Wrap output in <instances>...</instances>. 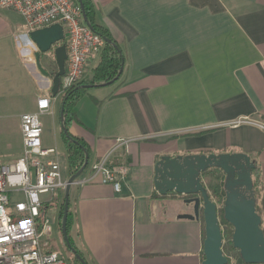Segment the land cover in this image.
I'll use <instances>...</instances> for the list:
<instances>
[{
	"label": "crops",
	"instance_id": "1",
	"mask_svg": "<svg viewBox=\"0 0 264 264\" xmlns=\"http://www.w3.org/2000/svg\"><path fill=\"white\" fill-rule=\"evenodd\" d=\"M92 2L96 22L122 48L124 69L112 91L92 94L82 105L81 97L75 106L80 122L69 132L86 141L90 154L70 190L72 239L87 264H203L204 218H183L193 212L185 196L156 190L155 165L163 155L245 152L256 160L264 196V128L234 123L264 124V0ZM2 11L0 38L17 35L19 57L0 52V128H17L22 136L21 115L37 111L41 93L52 95L51 81L25 47L33 48L26 20L23 29L9 19L16 11ZM34 76L36 91L26 81ZM33 99L32 108L25 102ZM15 143L5 142L0 163L22 155ZM105 160L128 167L120 191L110 183L80 182ZM63 176L69 179L70 169ZM56 230L63 237L59 222Z\"/></svg>",
	"mask_w": 264,
	"mask_h": 264
},
{
	"label": "built area",
	"instance_id": "2",
	"mask_svg": "<svg viewBox=\"0 0 264 264\" xmlns=\"http://www.w3.org/2000/svg\"><path fill=\"white\" fill-rule=\"evenodd\" d=\"M0 9L23 15L27 37L37 29L62 24L68 58L60 90L78 84L87 63L105 46V38L84 21L82 7L76 0H0ZM51 106L52 99L42 95L37 100V111L21 115L23 153L15 161L0 163V264H68L58 252L47 250L57 227L42 212L47 199L41 195L64 192L68 184L60 161L53 158L57 149L42 145L40 115L49 112ZM242 122L264 128L263 123L253 119L234 123ZM127 173V166L111 167L105 160L93 164L90 174L80 182L110 183L120 191ZM21 193L24 199H20ZM12 205L10 213L8 208ZM17 217L20 219L15 220Z\"/></svg>",
	"mask_w": 264,
	"mask_h": 264
},
{
	"label": "water",
	"instance_id": "3",
	"mask_svg": "<svg viewBox=\"0 0 264 264\" xmlns=\"http://www.w3.org/2000/svg\"><path fill=\"white\" fill-rule=\"evenodd\" d=\"M82 7L83 18L88 26L91 24L85 13L83 0H78ZM35 45V63L42 76L51 81V93L55 97L60 93L61 77L65 74L68 58L65 43V32L62 24L55 23L49 27L37 29L28 34ZM112 43L110 38H105ZM52 51L57 69L50 73L41 62L42 55ZM122 65L115 79L100 85H109L122 74ZM97 86L95 84L84 85ZM62 127L68 137H71L64 124V108L61 110ZM76 141V140H75ZM85 161L82 167L68 179L65 190V206L62 219V234L66 245L83 263L85 259L72 246L68 231L67 219L69 213L70 190L72 184L86 169L89 163V153L85 147ZM256 160L245 152L223 153H192L186 155H163L155 165V188L166 195L175 191L185 196L184 202L192 205L193 212L181 215L183 218L200 219L203 213L205 222V239L203 243V264H228L229 259L223 251V233L218 213V204L210 197V193L202 181V173L209 168L217 167L225 174L224 218L233 228L232 243L238 249L245 264H264V230L262 217L257 211V199L254 190L252 171Z\"/></svg>",
	"mask_w": 264,
	"mask_h": 264
},
{
	"label": "trees",
	"instance_id": "4",
	"mask_svg": "<svg viewBox=\"0 0 264 264\" xmlns=\"http://www.w3.org/2000/svg\"><path fill=\"white\" fill-rule=\"evenodd\" d=\"M78 1V0H76ZM85 13L88 17V20L91 24V28L98 34L102 35L104 38H110L112 43H105V46L99 51V62L95 67L92 68V78L89 80L86 71L84 72V76L81 81L74 85L73 87L61 90L63 96V108H64V124L66 125L68 131L69 127L74 122H80L77 112L75 110V106L77 101L83 97L87 91L88 87L84 86L87 84H95L100 85L104 82L111 81L116 78L119 74V71L124 65V54L121 46L116 41V39L112 36L109 29L104 26L98 24L95 19V6L92 0H83ZM122 75V74H121ZM120 75V77H121ZM120 77L114 81H118ZM204 131L196 132V135L203 134ZM71 137H68L64 130H62V137L67 146V155H68V164L70 169V175L76 173L84 164L85 161V149L90 154L89 146L86 141L78 136H74L69 132ZM76 140V141H75ZM89 163L86 168H88ZM254 175V190L257 199V211L262 217V228L264 230V196L262 194V187L260 184V177L257 171V166L252 171V176ZM226 174L225 172L217 167H212L207 169L202 173V181L207 187L210 197L221 206V214H219L220 222L223 229V236L227 235L231 239V248L233 247L232 236L234 232L233 226L227 222L224 218V201L226 198V193L224 189ZM171 194L176 195V192H170ZM178 196H181L177 194ZM56 204L61 206L60 211V221L59 227L61 230L62 227V219L64 215V206H65V194L62 191L58 192V195L55 198ZM48 207V204L43 205L42 212H45V208ZM201 217H203V213H201ZM74 217L71 209H69L68 219H67V231L70 242L72 246L76 249V251L86 260L84 253L75 245L72 236H71V228L73 225ZM205 223V222H204ZM70 249V248H69ZM71 251V249H70ZM72 252V251H71ZM73 258L70 260V264H83L72 252Z\"/></svg>",
	"mask_w": 264,
	"mask_h": 264
},
{
	"label": "rangeland",
	"instance_id": "5",
	"mask_svg": "<svg viewBox=\"0 0 264 264\" xmlns=\"http://www.w3.org/2000/svg\"><path fill=\"white\" fill-rule=\"evenodd\" d=\"M3 9H0V12ZM9 19L13 20L15 23H17L19 26L23 27L24 29V24H25V18L23 17V15H21L20 13L17 12H13L9 15ZM22 29V30H23ZM16 34V32H14ZM4 37L0 38V52L4 57H9L10 59L13 57H19V53L17 51V35H13V36H6L3 35ZM22 40V39H21ZM19 40V41H21ZM29 41L30 38H29ZM32 42V41H31ZM22 45V41L20 42ZM30 44V43H28ZM28 49H31V58L35 59V52L37 51L35 45L33 44V48L31 47V45L29 46H25ZM98 55V54H97ZM97 55L93 58V59H97ZM96 59L92 61L89 69H88V73L86 74L88 79L90 80L92 78V68L95 66L96 64ZM41 62L44 65V67H46V69L50 72V73H54L57 69L56 66V62L54 59V55L52 53V51L48 52L45 55H42L41 58ZM25 71V70H24ZM26 75L28 76L27 72ZM29 77V76H28ZM28 85L34 90L36 91V88L39 87V82H38V78L37 77H33L32 80H26ZM117 84H110L108 86H102V85H98L97 87H92L88 89V94L85 95L84 97H82L83 102L81 103V105L86 101L88 103L91 102V96L90 95H96V96H103L105 93H108L110 91H112ZM37 94L35 95V98H37ZM40 95H50V92L48 93H41ZM50 97L52 98V106L49 112H46L44 114L40 115V121L42 124V145L43 147H55L58 150V160L61 163L62 169H63V174L66 175L68 173V169H69V164H68V160H67V146L66 143L62 137V123H61V118H60V110H61V104L63 101V96L62 93H60L58 96L56 97H52V95H50ZM35 99H33L32 101H30L28 103V101H26L25 103L27 105H31L32 108L33 106H36L35 103ZM16 107V108H15ZM16 109V111L20 110L22 108V106L20 104H18L17 106H14L13 109ZM27 108V107H26ZM13 111V110H12ZM16 121V120H15ZM16 123V122H15ZM9 129L6 133L4 132V130L0 128V152L4 151V152H8L7 147L5 146V142L9 139L11 141H16L15 143V147L14 150L15 152H18V150H24V145H23V138L20 135V133L18 132L17 128H12ZM6 147V148H5ZM3 158V157H2ZM254 178V175H253ZM57 194L52 195L51 193L49 194H45V195H41L42 198L47 199V203L48 207L45 208V218L47 220H49V222L53 223L55 225V227H58V222L60 219V211H61V206L56 204V196ZM20 199H24L23 194H19ZM15 198V197H14ZM14 200V199H13ZM16 201V199L14 200ZM8 211L11 213V211H13V205L11 206V208H8ZM218 213L221 214V206L218 205ZM220 218V217H219ZM20 218L17 217L15 220H19ZM222 226V224H221ZM223 229L224 226H222V233H223ZM47 250H54L56 252H58L62 257H64L67 261H69V259H72V252L70 251V249L68 248V246L66 245V243L64 242L63 237H61L59 235V232H57V230H55V236L51 239L49 246L47 247ZM223 251L225 253V255L228 257L229 262L228 264H238V262H242V258L240 256V252L238 249L235 248H231V239L225 235L223 236Z\"/></svg>",
	"mask_w": 264,
	"mask_h": 264
}]
</instances>
